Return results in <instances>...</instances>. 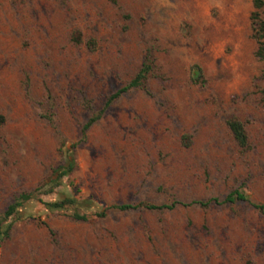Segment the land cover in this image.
Wrapping results in <instances>:
<instances>
[{"label": "rangeland", "instance_id": "1", "mask_svg": "<svg viewBox=\"0 0 264 264\" xmlns=\"http://www.w3.org/2000/svg\"><path fill=\"white\" fill-rule=\"evenodd\" d=\"M253 1L0 0V216L36 192L8 220L0 264H264V214L250 203L94 215L222 201L236 190L264 205ZM147 53L143 86L106 106ZM62 143L76 144L75 168L47 193ZM67 197L93 202L86 221L41 203Z\"/></svg>", "mask_w": 264, "mask_h": 264}, {"label": "trees", "instance_id": "2", "mask_svg": "<svg viewBox=\"0 0 264 264\" xmlns=\"http://www.w3.org/2000/svg\"><path fill=\"white\" fill-rule=\"evenodd\" d=\"M264 7V1L263 0H254L253 1V8L254 11L252 12L250 16L251 20V26H252V33H253V39L256 42L257 48L255 51V56L261 60L264 61V19L260 15V10ZM152 63L153 59L150 53H147L144 59V62L134 77L133 80H131L125 87L118 90L117 92L113 93L107 100L106 106H108L113 100L118 98L121 94L125 93L127 90L131 88H139L142 87L145 80L147 79V76L149 75L151 69H152ZM2 118L0 117V120ZM99 119V115L90 118L86 124L83 126L82 133H85L86 130H88L93 123H95ZM227 126L236 141L237 145L240 148H245L247 145V136L244 129V125L239 120L232 118L227 122ZM76 144L72 143H62L61 144V151L64 156V163L62 165H59L55 169L52 170V174L49 177V179L42 185V188L48 187V192L51 193L52 189L54 187H57L61 180L68 176L75 168V159H74V153L73 149L75 148ZM36 192H29V193H23L20 194L17 198L14 199V201L7 207V209L4 211L3 215L0 216V244L9 237V233L12 227V223L8 222L9 219H16L20 215V208L23 207L24 203H27L31 200L36 199ZM238 202H246L250 203L251 206L259 211L260 213L264 214V205L263 204H256L250 202V200L247 199L244 193L240 191H233L229 193L222 201L218 199H211L208 201H191L189 203H179L174 202L170 205H131V204H118V205H110L102 210L94 211V215L102 218L105 217V215L109 211H129L136 209L138 207H143L147 210H159V209H174L176 205H181L183 207L197 205L201 208H207L211 204L214 205H227V204H234ZM45 209L48 211H61L67 208H72L73 213L71 217L74 220L77 221H86L87 220V214L86 211L93 210L94 204L90 199H77L73 197H67L62 200L58 201H52V202H41Z\"/></svg>", "mask_w": 264, "mask_h": 264}]
</instances>
